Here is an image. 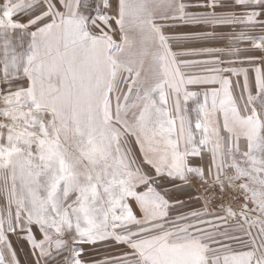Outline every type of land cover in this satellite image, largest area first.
Returning <instances> with one entry per match:
<instances>
[{
  "label": "snow or ice",
  "instance_id": "1",
  "mask_svg": "<svg viewBox=\"0 0 264 264\" xmlns=\"http://www.w3.org/2000/svg\"><path fill=\"white\" fill-rule=\"evenodd\" d=\"M0 264H264V0L0 3Z\"/></svg>",
  "mask_w": 264,
  "mask_h": 264
},
{
  "label": "rangeland",
  "instance_id": "2",
  "mask_svg": "<svg viewBox=\"0 0 264 264\" xmlns=\"http://www.w3.org/2000/svg\"><path fill=\"white\" fill-rule=\"evenodd\" d=\"M4 2V0H0V3Z\"/></svg>",
  "mask_w": 264,
  "mask_h": 264
}]
</instances>
